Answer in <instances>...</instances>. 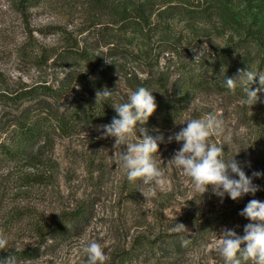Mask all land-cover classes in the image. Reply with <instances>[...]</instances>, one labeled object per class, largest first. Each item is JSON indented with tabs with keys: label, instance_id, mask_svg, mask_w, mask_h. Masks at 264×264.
Wrapping results in <instances>:
<instances>
[{
	"label": "rangeland",
	"instance_id": "rangeland-1",
	"mask_svg": "<svg viewBox=\"0 0 264 264\" xmlns=\"http://www.w3.org/2000/svg\"><path fill=\"white\" fill-rule=\"evenodd\" d=\"M261 26L264 0H0V142H10V131L24 116L46 123L19 158L0 156V237L8 241L2 250L31 252L15 258L16 264H86L79 248L88 239L104 246L106 264H223L204 245L224 228L243 235L249 221L240 211L252 199L264 201V175L253 176L264 173V105L249 107L230 93L203 89L191 94L177 120L222 113L223 135L211 141L223 144L225 160L235 155L260 186L237 200H221L211 186L201 196L189 187L169 161L180 144L167 142L185 125L159 121L137 126L133 140L141 139L139 127L164 136L154 160L171 190L145 199L147 186L125 178L112 162L114 138L102 137L98 126L111 122L113 104L126 102L134 82L151 79L160 86V99L175 97L183 89L184 67L208 60L242 40L247 28ZM242 44L257 61L264 56L253 42ZM98 78V88L84 82ZM30 89L33 95L11 100ZM104 90L112 92L105 101L97 95ZM101 102L111 106L112 118L79 112ZM198 103L203 107L195 111ZM60 121L74 126L58 128ZM78 210L82 218L66 223L69 231L56 237L55 228ZM232 211L228 219L208 224ZM177 223L187 231L177 232ZM194 234L200 245L176 250L177 257L153 258L140 246L146 241L153 250L169 248L170 238Z\"/></svg>",
	"mask_w": 264,
	"mask_h": 264
},
{
	"label": "clouds",
	"instance_id": "clouds-1",
	"mask_svg": "<svg viewBox=\"0 0 264 264\" xmlns=\"http://www.w3.org/2000/svg\"><path fill=\"white\" fill-rule=\"evenodd\" d=\"M257 79L259 87L252 88L251 85ZM237 83L244 93L240 102L249 107L260 99L258 93L264 92V75L257 72L240 70L237 76L225 80L229 89H234ZM97 95L105 101L112 92L104 90ZM113 107L116 115L111 122L98 126L102 137L114 138L112 162L122 169L129 182L137 179L143 181L147 186L141 192L145 199L156 197L158 192L170 191L171 185L165 172L154 160V154L158 152L159 143L164 142V136L150 135L145 128L139 127L141 139L133 140L137 126L145 124L157 107L151 91L139 87L131 92L126 102L113 104ZM202 107L198 103L194 110L200 111ZM176 122L185 126L167 137V142L180 144L169 160L170 165L188 178L189 187L194 192L201 196L211 186V192L221 200L226 195L237 200L260 190V186L252 182V177L245 174L240 162L234 158L235 155L225 160L223 144L211 141L210 138L223 135L224 122L220 111H211L203 118ZM262 175L264 173L259 171L253 173L254 177ZM239 214L249 221L243 227V235L237 234L234 229L224 228L210 244L204 245L205 250L217 253L223 264H264V201L250 200ZM175 230L187 231L181 223H177ZM7 244L8 241L0 237V249H6ZM79 252L86 256V264H106L108 260L104 246L95 240H82ZM0 264H16L15 256L0 259Z\"/></svg>",
	"mask_w": 264,
	"mask_h": 264
},
{
	"label": "trees",
	"instance_id": "trees-1",
	"mask_svg": "<svg viewBox=\"0 0 264 264\" xmlns=\"http://www.w3.org/2000/svg\"><path fill=\"white\" fill-rule=\"evenodd\" d=\"M254 43L260 48L264 49V26L261 27H249L245 32V36L242 40L236 43L232 42L226 45L224 48L217 50L214 56H210L208 60H202L197 62L194 67H184L182 69V85L183 89L177 96L160 99L156 94L160 86H158L153 80L145 78L144 80L136 81L132 85L135 90L139 87H145L151 91V94L155 98L156 109L149 116L147 122L143 125H149L153 122L159 121L161 125L170 126L174 124L182 115L186 105L190 102L191 94L198 90L211 89L218 93H230L235 98L242 99L244 93L241 90V85L236 84L234 89H229L226 84V78H233L239 74L240 70L248 69L249 71L257 72L260 75H264V56L257 61V57L251 50H248L242 43ZM199 64V65H198ZM205 66V67H204ZM84 82L91 88L100 87L101 78L92 80H84ZM252 88L259 87L257 82L251 85ZM37 89V88H36ZM162 89V88H161ZM35 89H30L17 96L11 98L13 102L20 101L26 97L33 95ZM50 95H57L58 90L49 89L47 92ZM260 99L257 101L264 105V92L258 93ZM9 99V98H8ZM87 107V108H86ZM79 112L85 114L96 120L98 119H110L112 118L113 111L109 104L104 102L94 104V109H91L90 104H86L84 108H81ZM58 128L70 129L74 125L69 123L57 122ZM46 123L38 117L24 116L15 122L14 128L9 134V143L0 142V156L6 159H17L20 153L23 151V146L32 144L44 131ZM71 125V126H70ZM51 126V124H49ZM141 126V125H138ZM233 214V211L229 214L222 213L220 216L214 217L208 221L209 225H213L219 219L224 221ZM238 212H236V216ZM82 218L80 211L78 210L73 216L67 218V220L61 221L59 227H56V237L60 234H64L65 231H69L66 223L71 224L74 219ZM66 221V222H65ZM71 228V227H69ZM199 231V230H196ZM179 235V234H178ZM199 234L176 236V238H170L168 240L169 248H155L147 246L146 241L140 244L144 246L146 251L152 255L153 258L162 257H177L178 250H184L187 247H194L200 245ZM186 241V243H185ZM160 249V250H159ZM167 250V251H166ZM177 250V251H176ZM176 251V252H175ZM124 252H120L121 260L123 259ZM164 253V254H163ZM9 256H15L17 259H26L32 257L30 251H5L0 249V259L8 258Z\"/></svg>",
	"mask_w": 264,
	"mask_h": 264
}]
</instances>
